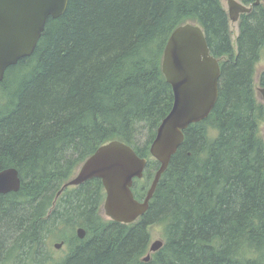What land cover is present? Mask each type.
Listing matches in <instances>:
<instances>
[{
	"label": "trees",
	"instance_id": "16d2710c",
	"mask_svg": "<svg viewBox=\"0 0 264 264\" xmlns=\"http://www.w3.org/2000/svg\"><path fill=\"white\" fill-rule=\"evenodd\" d=\"M187 22L220 58L218 98L183 131L148 210L128 224L104 219L99 178L57 195L98 146L120 140L147 160L132 185L145 196L159 167L149 146L173 103L163 50ZM262 51L261 2L240 15L234 48L221 0H68L0 81V170L21 179L0 194V264H47L57 239L68 253L56 264H264V105L253 84ZM155 222L164 242L144 260ZM77 227L83 239L59 234Z\"/></svg>",
	"mask_w": 264,
	"mask_h": 264
},
{
	"label": "water",
	"instance_id": "95a60500",
	"mask_svg": "<svg viewBox=\"0 0 264 264\" xmlns=\"http://www.w3.org/2000/svg\"><path fill=\"white\" fill-rule=\"evenodd\" d=\"M228 17L237 21L241 13H249L255 0L245 5L239 0H227ZM68 0H0V81L5 70L34 51L49 18L65 12ZM161 67L170 84L173 103L161 119L149 152L158 161L145 196L137 199L132 192L133 179L142 177L146 158L137 155L133 147L120 140L98 146L78 167L75 174L58 191L99 178L105 191L103 211L119 223H132L149 208L150 200L172 155L184 139V130L192 123L204 120L212 111L219 93L220 58L211 54L202 27L194 22L177 26L169 35ZM264 104V86L258 88ZM21 186L15 167L0 170V194L17 192ZM76 236L83 239L86 230L77 227ZM62 241L54 243L59 248ZM162 240H154L148 252L159 250ZM149 253L145 257L148 260Z\"/></svg>",
	"mask_w": 264,
	"mask_h": 264
},
{
	"label": "rangeland",
	"instance_id": "374dc122",
	"mask_svg": "<svg viewBox=\"0 0 264 264\" xmlns=\"http://www.w3.org/2000/svg\"><path fill=\"white\" fill-rule=\"evenodd\" d=\"M260 2L262 5H264V0H260ZM221 4L224 7V9L228 12L227 0H221ZM237 24H238V22H232L229 20V27L231 30V39H232V43H233L234 48H236V36L238 34V25ZM263 71H264V51H262V56H261L260 60L255 65V73H254V78H253L255 95H256L257 99L261 102H262V97H261L260 92L258 91V88L261 87L259 84V76ZM5 98H6V95L0 89V103L5 102ZM260 133L264 138V121L261 123ZM75 172H74V174H75ZM60 189H61V187H60ZM58 191H57V194H58ZM101 215L104 219H106V220L109 219L103 211V206L101 207ZM147 231L150 234V237H149V241L147 244L146 253L143 255L144 260H145V257L147 256L148 253H149L148 260H150L152 255L154 256L155 253L159 251V250H156V251L148 252L149 246L154 240L159 239V240H162L164 242V237H163L164 225L162 223H159V222H155L154 224L152 223L151 225H149L147 227ZM59 234L62 236L70 238L72 234L76 235V228L72 232L67 230V229L62 230V231H60ZM61 241L63 244L59 248L54 247V243H59ZM67 251H68L67 244L63 240L57 239V240L50 242V248L48 250V253H46L47 258H48L47 264H56L60 259H62L64 256L67 255V253H68Z\"/></svg>",
	"mask_w": 264,
	"mask_h": 264
},
{
	"label": "flooded vegetation",
	"instance_id": "af4514ba",
	"mask_svg": "<svg viewBox=\"0 0 264 264\" xmlns=\"http://www.w3.org/2000/svg\"><path fill=\"white\" fill-rule=\"evenodd\" d=\"M241 14V13H240ZM240 14L238 15V19H237V21H233V22H238L239 21V17H240ZM238 25V24H237ZM17 63V62H16ZM15 63V64H16Z\"/></svg>",
	"mask_w": 264,
	"mask_h": 264
}]
</instances>
